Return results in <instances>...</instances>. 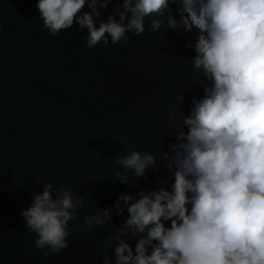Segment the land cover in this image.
Segmentation results:
<instances>
[{"label":"trees","instance_id":"1","mask_svg":"<svg viewBox=\"0 0 264 264\" xmlns=\"http://www.w3.org/2000/svg\"><path fill=\"white\" fill-rule=\"evenodd\" d=\"M37 3L0 0V264H104L105 256L114 258L115 242L108 251L104 245L127 218L113 210L118 197H137L168 177L171 190L164 151L177 142L183 115L203 86V76L182 58L200 33L153 31L151 20L166 22V10L147 17L145 31L126 43L109 39L89 48L87 29L78 24L51 34ZM120 3L110 0L101 19H118ZM170 7L179 20L178 5ZM131 151L153 154L160 169L142 178L125 172L116 160ZM121 175L128 183L118 181ZM47 184L82 203L68 247L45 256L48 249L36 247L21 211ZM95 209L113 210V219L89 228L84 217ZM125 239L134 241L130 234Z\"/></svg>","mask_w":264,"mask_h":264},{"label":"clouds","instance_id":"2","mask_svg":"<svg viewBox=\"0 0 264 264\" xmlns=\"http://www.w3.org/2000/svg\"><path fill=\"white\" fill-rule=\"evenodd\" d=\"M109 3L38 0L36 8L53 35L74 23L87 29L89 48L109 39L126 43L145 31L147 17L171 10L166 22L153 18L150 27L199 31L182 58L203 76V86L182 114L177 142L164 151L171 190L168 177L147 193L118 197L113 210L127 218L104 245L108 251L115 242L114 258L105 256L104 264H264V0H122L118 19L110 14L105 22L100 9ZM171 4L178 5L179 20ZM116 163L138 178L160 169L147 151H131ZM118 181L128 183L127 175ZM81 203L70 190L47 184L21 211L36 247L48 249L45 256L68 247ZM113 210L95 209L84 224L100 228Z\"/></svg>","mask_w":264,"mask_h":264}]
</instances>
